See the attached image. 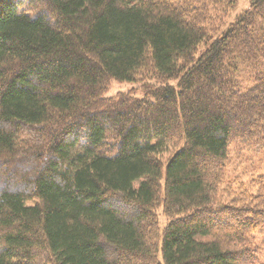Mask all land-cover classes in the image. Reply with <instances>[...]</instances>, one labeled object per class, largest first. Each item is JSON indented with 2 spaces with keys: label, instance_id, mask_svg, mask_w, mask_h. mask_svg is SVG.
<instances>
[{
  "label": "trees",
  "instance_id": "1",
  "mask_svg": "<svg viewBox=\"0 0 264 264\" xmlns=\"http://www.w3.org/2000/svg\"><path fill=\"white\" fill-rule=\"evenodd\" d=\"M237 1L0 0V264H264V0L224 28Z\"/></svg>",
  "mask_w": 264,
  "mask_h": 264
},
{
  "label": "rangeland",
  "instance_id": "2",
  "mask_svg": "<svg viewBox=\"0 0 264 264\" xmlns=\"http://www.w3.org/2000/svg\"><path fill=\"white\" fill-rule=\"evenodd\" d=\"M250 0H238L237 2V5L232 9V11L229 12V16L226 18L225 20V24H224V28H226L225 26H227L228 24H231L232 21L239 15H241L244 10H246L250 4L249 2ZM141 80L138 78L136 79V81H134L133 83H130V82H127V83H120V82H115V81H110L107 89H106V92H105V96L107 98H112V97H115L118 93H132L133 96H136V97H140L142 95V91L141 90ZM231 157H233V161H234V164L235 166L238 164V162L240 163L239 167H238V170H239V173H240V170H242L241 168V163H242V160L238 162H236L235 160V156L233 155V153H230ZM247 168L251 166V164H244ZM17 168L18 166L15 165ZM25 167V166H24ZM24 167H21V169H24ZM12 171V170H10ZM238 173V174H239ZM161 212V210H159V213ZM161 223H162V226L164 225V220L161 219Z\"/></svg>",
  "mask_w": 264,
  "mask_h": 264
}]
</instances>
